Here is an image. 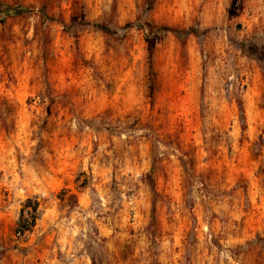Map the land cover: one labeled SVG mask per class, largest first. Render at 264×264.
<instances>
[{"label":"rangeland","instance_id":"rangeland-1","mask_svg":"<svg viewBox=\"0 0 264 264\" xmlns=\"http://www.w3.org/2000/svg\"><path fill=\"white\" fill-rule=\"evenodd\" d=\"M0 264H264V0H0Z\"/></svg>","mask_w":264,"mask_h":264},{"label":"trees","instance_id":"trees-1","mask_svg":"<svg viewBox=\"0 0 264 264\" xmlns=\"http://www.w3.org/2000/svg\"><path fill=\"white\" fill-rule=\"evenodd\" d=\"M99 28H101L104 31H107V27L104 25H97ZM151 187L153 188V183H150ZM30 199H27L26 202L22 205L20 210V215L18 218V221L16 223V226L14 228V232L17 234H23L25 231H28L32 228L34 225L35 219H36V210L38 206V202L34 201L32 204V211L26 210L27 207H29Z\"/></svg>","mask_w":264,"mask_h":264}]
</instances>
